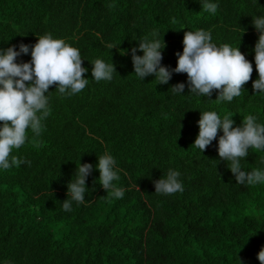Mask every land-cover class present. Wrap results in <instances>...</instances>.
I'll use <instances>...</instances> for the list:
<instances>
[{
  "label": "trees",
  "instance_id": "trees-1",
  "mask_svg": "<svg viewBox=\"0 0 264 264\" xmlns=\"http://www.w3.org/2000/svg\"><path fill=\"white\" fill-rule=\"evenodd\" d=\"M202 0H0V48L34 45L52 34L80 49L88 86L71 97L50 86L51 115L39 136L12 155L30 161L0 172V264H261L264 184L235 181L218 155L217 140L203 153L192 146L200 111L228 115L238 126L253 114L264 123L252 17L264 0H219L212 15ZM204 29L217 44L238 46L253 64L252 78L232 102L189 94L187 74L166 85L134 74L130 49L149 32L164 40L162 64L175 68L188 30ZM142 55L141 52L137 53ZM113 62L117 74L96 82L91 62ZM28 62L23 55L19 61ZM185 83L184 95L171 87ZM2 123V122H0ZM112 154L124 189L121 199L87 179L86 202L64 211L76 165ZM245 170L264 168V152L249 149ZM168 169L181 172L184 191L155 193ZM75 178V177H73Z\"/></svg>",
  "mask_w": 264,
  "mask_h": 264
},
{
  "label": "clouds",
  "instance_id": "clouds-1",
  "mask_svg": "<svg viewBox=\"0 0 264 264\" xmlns=\"http://www.w3.org/2000/svg\"><path fill=\"white\" fill-rule=\"evenodd\" d=\"M204 11L215 15L219 0H202ZM252 25L258 33L254 46V61L258 78L252 81L253 91L264 94V15L252 17ZM183 51L177 52V65L170 68L162 64L164 40L157 31L149 32L139 40L138 47L130 49L134 74L141 81L154 76L161 85H166L174 73L187 74L189 94L211 97L218 90V102H232L239 97L243 86L252 78L253 64L246 59L238 46L229 43L217 44L212 33L204 29L188 30L183 37ZM141 52L142 55L137 53ZM31 56L28 62L19 61L23 55ZM85 59L80 49L67 43L64 39L45 34L38 38L34 45L21 43L7 49L0 48V172L30 165V161L12 155L14 150L21 149L29 141V131L39 136L44 128L43 121L51 115L50 86L62 96L71 97L84 90L90 79L85 78L89 69L83 67ZM91 75L96 82L111 81L117 74L113 62L97 58L90 63ZM185 83L171 87L175 94L184 95ZM199 132L192 146L201 153L217 140L218 155L228 162L227 168L239 185L252 186L264 184V168L245 170L242 158L249 156V149L264 152V123L258 116L249 114L243 117L238 126L233 118H223L216 111H200L197 121ZM98 163H81L67 184V199L62 202L64 211H72V204L86 202L89 191L86 186L88 177L99 171L100 186L109 190L110 197L121 199L125 192L117 183L120 174L116 158L105 153L97 157ZM181 172L168 169L161 178L155 180V193L172 195L184 191ZM258 260L264 264V248L258 253Z\"/></svg>",
  "mask_w": 264,
  "mask_h": 264
}]
</instances>
